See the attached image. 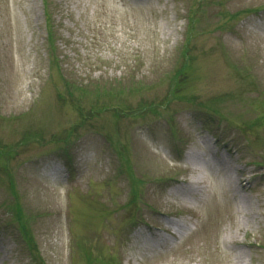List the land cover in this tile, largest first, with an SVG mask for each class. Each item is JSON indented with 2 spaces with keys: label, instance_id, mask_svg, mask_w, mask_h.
Masks as SVG:
<instances>
[{
  "label": "rangeland",
  "instance_id": "1",
  "mask_svg": "<svg viewBox=\"0 0 264 264\" xmlns=\"http://www.w3.org/2000/svg\"><path fill=\"white\" fill-rule=\"evenodd\" d=\"M0 264H264V0H0Z\"/></svg>",
  "mask_w": 264,
  "mask_h": 264
},
{
  "label": "bare ground",
  "instance_id": "2",
  "mask_svg": "<svg viewBox=\"0 0 264 264\" xmlns=\"http://www.w3.org/2000/svg\"><path fill=\"white\" fill-rule=\"evenodd\" d=\"M198 153H195L194 151L191 150L190 155H189V160H188V163H191V165L193 166L194 170L198 172V174H196L192 178V182H195V183L198 182V181H201V176L202 175L206 176V174H207V175L211 176V174H212L210 166L208 165V162H204V159H203V156H202L203 152H202V154H200V153L198 154ZM199 155H201V156H199ZM217 180H218V178L214 177L215 185L216 186H221L218 183ZM225 184H226V186H230V185L232 186L230 177L226 178ZM175 192L176 193H183L182 196H184L186 193H188V191L186 189H176ZM224 241H226V240H224Z\"/></svg>",
  "mask_w": 264,
  "mask_h": 264
},
{
  "label": "trees",
  "instance_id": "3",
  "mask_svg": "<svg viewBox=\"0 0 264 264\" xmlns=\"http://www.w3.org/2000/svg\"><path fill=\"white\" fill-rule=\"evenodd\" d=\"M201 105H203V104H201ZM204 105H206V104L204 103ZM207 107H209V106H207ZM210 109H211V107H210ZM213 112H215V111H213Z\"/></svg>",
  "mask_w": 264,
  "mask_h": 264
}]
</instances>
